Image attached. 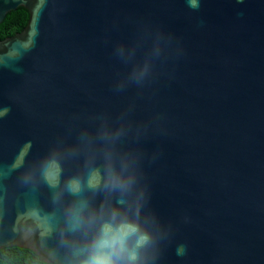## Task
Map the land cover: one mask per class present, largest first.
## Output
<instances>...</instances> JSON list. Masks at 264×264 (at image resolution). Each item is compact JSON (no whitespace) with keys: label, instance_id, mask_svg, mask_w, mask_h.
<instances>
[{"label":"water","instance_id":"obj_1","mask_svg":"<svg viewBox=\"0 0 264 264\" xmlns=\"http://www.w3.org/2000/svg\"><path fill=\"white\" fill-rule=\"evenodd\" d=\"M17 8L0 249L70 264L117 204L157 236L154 264H264V0H0V24Z\"/></svg>","mask_w":264,"mask_h":264},{"label":"clouds","instance_id":"obj_2","mask_svg":"<svg viewBox=\"0 0 264 264\" xmlns=\"http://www.w3.org/2000/svg\"><path fill=\"white\" fill-rule=\"evenodd\" d=\"M243 2V0H238ZM192 6V0H188ZM145 72H134L136 82L143 78ZM5 114L7 110H4ZM111 182L122 184L118 175H112ZM71 183V182H70ZM139 208V205L137 206ZM83 209H80L78 223L84 222ZM90 225H95L91 235L83 246L85 252L82 256L71 261L70 264H154L159 258L157 236L138 218H130L122 214L117 204H113L109 211L103 206L94 209L86 218ZM186 246L180 244L176 254L183 256Z\"/></svg>","mask_w":264,"mask_h":264},{"label":"trees","instance_id":"obj_3","mask_svg":"<svg viewBox=\"0 0 264 264\" xmlns=\"http://www.w3.org/2000/svg\"><path fill=\"white\" fill-rule=\"evenodd\" d=\"M29 19V13L24 8H17L6 14L0 24V40L12 37L22 32ZM0 264H45L33 252L20 247L0 249Z\"/></svg>","mask_w":264,"mask_h":264},{"label":"snow or ice","instance_id":"obj_4","mask_svg":"<svg viewBox=\"0 0 264 264\" xmlns=\"http://www.w3.org/2000/svg\"><path fill=\"white\" fill-rule=\"evenodd\" d=\"M192 2H193V4H195V0H192ZM196 6H198V5H196Z\"/></svg>","mask_w":264,"mask_h":264}]
</instances>
